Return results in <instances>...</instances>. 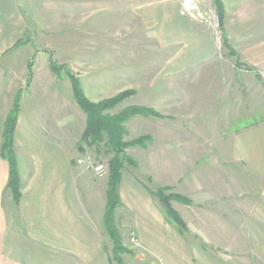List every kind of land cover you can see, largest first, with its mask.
Segmentation results:
<instances>
[{
    "label": "crops",
    "instance_id": "1",
    "mask_svg": "<svg viewBox=\"0 0 264 264\" xmlns=\"http://www.w3.org/2000/svg\"><path fill=\"white\" fill-rule=\"evenodd\" d=\"M57 1L29 0L33 4L29 5L28 0L26 2L24 0H0V101L2 98L0 105L3 107V109H0L1 111H7L6 107L11 105V97L16 94V90L17 92L21 90L20 114L38 111L41 106H45L46 110L49 106L55 112L64 111L66 106L68 110L69 104L73 109L74 106L80 109L73 99L71 85L66 77L67 84L63 85V95L58 89L54 90L50 87L53 90L52 92L49 91L48 85H42L43 87L39 85L45 90V93H35L37 81L55 79L49 68L51 52L48 49L53 47L52 41L54 40L51 36L53 32L49 29L52 19H50L48 28H46L48 23L45 22L46 25H44V19L42 21L40 18H45L49 14L51 17L62 16L66 18L64 21H67L69 16L71 17L69 22H74L73 28L76 37L78 33L82 37V34L85 33L84 29L87 21H90L92 25L93 21L97 20L96 24L101 29L108 31L106 29L108 27L107 23L102 19L105 16L102 14L109 12L114 14L113 17L125 18L124 22L126 24L127 9H130L127 0ZM164 1H167V3L165 4ZM168 1L170 0H156L157 4L151 6L155 8V18L152 19V22L146 19L148 4L141 5L140 8L143 7V16H145L142 25H154L159 28L160 32H163L164 28L167 27V30L173 34L177 33L181 24L188 30L189 40L186 41L187 43L181 47L179 45L181 43L175 40L171 44L172 73L178 75V79L182 77L179 74H186L188 76L187 80L194 81L195 86L199 85L202 89L189 90V98L191 97V99L187 104L188 110L185 112L182 108V114L187 116L190 122L191 118L197 120L191 122V127H197L199 124L204 126L205 130H210L208 137L214 138L215 142L213 144L217 146L234 145L235 151L232 153H236V160H247L248 168L251 171L255 170V173L262 172L264 174V166H262L264 148L260 150L261 146L264 147V103L261 108L260 94L250 95L247 94V90L245 94L243 85L244 73H248L252 77L251 84L254 88L259 89L263 86L260 80H264V0H222L226 12L224 18L226 39L228 42L231 41L229 43L231 46L233 44L232 47L239 58H243V63L253 68L252 70L235 68L233 81L238 92L229 87L226 88L225 83L220 84L222 82L220 81L221 74L219 71L221 70H219L218 59L229 57L226 51L220 54L219 48L213 40V35L207 26L195 20H187L181 14L178 0H171L170 7L167 6ZM29 11H32V13L30 14ZM38 11L45 14V16L42 17L41 14H37ZM89 15H92V18L88 19ZM33 16L38 18L39 23L37 21L32 22ZM69 29L64 28L63 33L71 34ZM92 30L96 31L94 28ZM61 31L59 30L60 33ZM39 43L43 45V50L41 47L34 46V44L39 45ZM116 44L113 42L109 45L115 49L106 47L107 50L110 49L109 52L105 51V56H108L106 61L100 62V60H97L96 62L93 56L97 53L91 57L92 60L78 58L77 56L80 55L81 51L79 54H63L62 64L72 66L77 74L81 68L82 72H85L82 73L84 75L78 74L81 84L83 85V80L91 78V81H95L94 85L97 86V95L99 94V81L106 80L115 83V80L122 79L119 75L124 72V64L115 65L116 67L112 66L123 61L122 56L129 57L134 63L131 71L143 70L139 68L143 64L140 54L136 55L135 59L131 58V54L126 55L127 43L118 47L119 50H117ZM67 46L65 45L64 48ZM104 46H107V44ZM71 48L77 49V45L71 46ZM181 48H183V51H180ZM161 49H163V46ZM36 50L38 51L36 52ZM22 51L27 52L26 54L30 58L34 57L31 81L25 87L17 83L26 80L27 61L24 58L27 55H24V58L21 57ZM110 57L114 58L111 63L110 60L107 61ZM182 65H186L188 72H185V67H180ZM110 66L113 68H110ZM131 71L128 72L129 75L132 74ZM131 78L133 76H128L127 80H132ZM12 81L14 83L10 85L9 82ZM197 82L199 83L197 84ZM111 85L113 84L111 83ZM216 86H218L217 89ZM107 87H109V83ZM158 93L159 95L163 94V92L156 91V95ZM199 93H202V95ZM236 93L238 94L236 95ZM262 94L264 95V93ZM35 95L39 97L46 96L47 101L44 100L38 104L31 102ZM194 96H202L205 100L198 101L199 99L196 100ZM91 100L97 101V99ZM76 108L75 111H77ZM165 116L167 117L165 118ZM19 119L20 115L18 121ZM154 119H170L172 121L173 133L170 142L177 147L179 152H181L180 149L184 148V144L190 146L191 141L189 138L180 135L178 131L180 124H182L179 108L173 110L172 114ZM27 127L29 130L32 129L30 126ZM84 127L85 125H81L82 131ZM15 131L17 134L18 122ZM157 134L159 133L157 132ZM146 135L148 136V142H152L153 136L151 137L150 133ZM158 140L162 145L165 143L164 139L159 138L157 135L156 141ZM209 144L211 145V143ZM147 147L148 144L143 149ZM190 148L192 150V147ZM51 149L52 152L44 150L42 153L34 155V160H38L39 164H35V168H32V174L28 175L26 186H23L22 177L20 176L22 186L21 198L18 203L12 200L11 194H6L8 166L0 158V242H3V247L6 246L7 249L11 248L12 250L1 254L0 264H110L108 255L99 242L101 236L104 235L102 218L106 206V194L100 202L99 208L94 209V215L89 219L86 215L89 214L91 208L87 209V214L80 197L78 198L76 194L77 185L70 184V189H67L64 182V179L68 177L67 172H69L68 167H70L68 153L61 148ZM221 149L222 147L217 149L218 152ZM164 150L163 148L161 153L158 151V159L159 156L162 159L164 158ZM196 150L195 148L193 152L195 155ZM151 151L152 149H149L148 153L150 154ZM223 155H226V153L224 152ZM223 158L219 156V160ZM204 159L203 154L195 158L196 162ZM185 178L186 173L182 172L170 175V179L174 182L167 183L165 186L169 185L173 189L175 188L176 193L191 200L194 207L204 208V215L196 220V223L202 224V235L196 233L194 228L190 227L189 232H187L189 234L187 243L183 242L185 240L181 238V235L176 232L173 226L166 222L163 214L159 211L160 217L156 215L150 217L146 223L147 227L141 229V241L146 242L151 249H159V246H163L166 240H172L171 236L174 237L176 242L178 240L182 241L181 247L186 252L177 251L182 255V258H179L176 254L174 259L165 260V264H253L248 257L257 255L259 250L261 253L264 252V247L261 248L259 245L264 242V201L249 202L246 205L247 210L245 213L241 210L240 213L236 212V216L235 211L228 214L225 211L227 204L222 203V200L208 203L206 196L195 198V193H199V191L205 193L206 187L198 180L192 181L190 177ZM123 179L124 174L122 175ZM259 190L261 191V187H259ZM144 191L147 192L145 188ZM124 192L120 186L118 193L121 206H127L124 201L126 192ZM177 211L179 212V210ZM240 214L249 216L247 222L251 220L250 225H245L240 230L232 229L231 225L236 223L239 225ZM163 225H166L169 230H173L172 234L166 232ZM190 234L192 238H190ZM199 235L202 236V239ZM195 240H201L204 243L201 245L202 247L198 248L200 257L197 260L194 252L196 249ZM85 241L87 243L94 242L91 249L86 248L88 245ZM258 264H264V259L259 261Z\"/></svg>",
    "mask_w": 264,
    "mask_h": 264
},
{
    "label": "rangeland",
    "instance_id": "2",
    "mask_svg": "<svg viewBox=\"0 0 264 264\" xmlns=\"http://www.w3.org/2000/svg\"><path fill=\"white\" fill-rule=\"evenodd\" d=\"M24 1L26 2L27 0ZM52 1L58 2L57 0ZM182 1L183 0H178L180 4L181 14L189 21L195 20L196 22L207 26L208 30L213 35V40L217 44L220 54H223V52L226 51L225 47L222 44V40L226 39V35L224 32V18L226 14L224 5L222 25H219L215 8L213 7L210 0H191L194 6V9L191 11H187L183 7ZM171 2V0L168 1V7L171 6ZM27 3H29V5H33L29 2V0ZM164 3L166 4L167 1H164ZM144 4H148L149 6L146 19L149 22H152V19L155 18V8L151 6H155V4H157L156 0H127V5H130V9H127L126 24L124 22L125 18L113 17L112 15L114 14L109 12L103 13L102 15L105 17L102 19L107 23L108 27H106V29H108V31L101 29L100 26L96 24L97 20H94L92 25L90 24V21H87L84 29L85 33L82 34V37L79 35V33L76 37V32L73 28L74 22H69V20L71 19V17L69 16L67 18V21H64L66 18H63L62 16L51 17V15L49 14L45 18L40 19H42V21L44 19V23H48L46 28H48L49 21L50 19H52L49 29L51 30V32H53L51 36L54 38V40L52 41L53 47L48 48L51 52L50 57L58 64L64 65L67 69L74 72L77 76L79 73L81 75H84L82 73L85 72H82L83 70H81L80 68L77 74L76 70L72 66L69 67L66 64H62L61 60L63 58V54L68 53V55H73L76 53L79 54L82 51L80 55L77 56L78 58L81 57L92 60L91 57L97 53V55L93 56L94 59H96L95 61L97 62V60H100V62H103L106 61V58L108 57L105 56V51L109 52L110 49L107 50V48H109V45H111V43L113 42L117 43V50H119L118 47H121L127 43L126 55L129 56L131 54V58L135 59V56L140 54V58H142L141 61L143 62V64L139 68H142L143 70L131 71L132 65L134 63L130 60L129 57L122 56L124 59L123 61H120L118 64L115 63L114 65H112L113 67H116L117 65L124 64V72H122L120 75L118 73V75L122 77L121 80H115V83L113 81L111 82L106 80L99 81V94L97 95V86L94 85L95 81L92 82L91 78L88 80H83V85L81 84V87L83 89L84 95L86 97L88 96L87 98L90 101H92L91 99H97V101L92 102H98L103 99L113 97L114 95H117L118 93L125 90H132L134 91V93L130 97H128L122 103V105L118 106L116 110L130 105H140L145 106L158 114V116H134L130 121L126 123V140H132L140 136H147L146 134L150 133L151 137L153 136V141L148 142V139H146L142 142V145H136L134 147L126 149L127 154L134 157L139 163V169L134 171L127 165L125 166L123 172L124 179L120 182V186L122 190L126 192H124L126 196V198H124V201L127 203V206H121L117 208L116 221L118 223L119 230L123 235V244L132 251L131 254H123L125 264H165V260L174 259L176 254L179 258H182V255L180 253H177V251H184L181 247L182 241L178 240V242H176L174 237L172 238L171 236L172 240H166L163 246H159V249H151L147 246L146 242L141 241V229L147 227L146 223L148 222L150 217H154L155 215L160 217L161 212L158 202L148 193L145 187L154 189L156 186H165L167 183L174 182L170 179V175H175L180 172L186 173V178L190 177L192 181L198 180V182H202L203 186L206 187V192H196L194 196L195 198L206 196L207 200L209 201L208 203L222 200V203L227 204L225 209L226 213L229 214L235 211L234 213L236 216L238 212H241V210L245 213V211L247 210L246 205L249 202H255L257 200L264 201V174L262 172L255 173V170L251 171L248 168L247 160H236V153H232L235 151L234 145L217 146L213 144V142H215L214 138L208 137L210 130H205L203 128L204 126H201L199 124L197 125V127H191V122L193 120H197L195 118H191L190 122V119H188L187 116H184L182 114V111L185 110V112H187L188 110L187 104H189V99H191V97L189 98V90H194L195 88L202 89V87H200L199 85L195 86L194 81L191 82L190 80H187L188 76L186 74H179L182 77L181 79H178V75L172 73L173 66L171 64V44L175 40L181 43L179 44L181 45V47L182 45L187 43L186 41L189 40L188 30L187 28L183 27V24H181V26L178 28L177 33L173 34L171 31L167 30V27L164 28L163 32H160L159 28L155 27L154 25H142V20L145 16H143V7L140 8V6ZM29 13L31 14L32 11H29ZM38 13L41 14L40 16L42 17L45 16V14H43L42 12L38 11L37 14ZM90 18H92V15H89L88 19ZM31 20L32 22L37 21L39 23L37 17L33 16V19ZM46 23L44 25H46ZM69 27H71L72 30L69 29ZM64 28L69 29L71 31V34L63 33ZM92 28L96 29V31L92 30ZM59 30H62L61 33L59 32ZM229 42L231 41L229 40ZM229 42L228 44H230ZM105 44H107V46H104ZM65 45L68 46L64 48ZM75 45H77V49H72L71 46ZM34 46L41 47L42 50L44 48L42 47L43 45L41 43H39V45L34 44ZM162 46L163 49H161ZM38 50H36V52ZM180 51H183V48H181ZM26 53L27 52L22 51L21 57L24 58V55H27ZM227 56L229 57L227 59H225L224 56V58L218 59L220 68L219 70H221L219 71L221 74L220 81L222 82L220 84L225 83L224 85L227 86L226 88L229 87L233 91L238 92L237 87H234L235 85L233 81V72L235 68L243 70H252L253 68L247 64H244L243 58H239L238 55L237 57L239 59V62L241 63L240 66L236 65L237 61L234 56L230 57L228 53ZM112 58L113 57L108 58L107 61L110 60L111 63V61L114 60V58ZM73 59L75 60L76 58L74 57ZM24 60L27 61L26 70H28V62L32 61L33 74L34 57L30 58L29 55H27L25 56ZM112 66H110V68H113ZM180 67H185V72H188V68L186 69V65H182ZM130 71L132 72L131 75L128 74V72ZM244 75V93L246 94V90L248 91L247 94L250 95H258L259 93L260 106L262 108V104L264 103V95L262 94L264 93V80H260L263 86L260 84L262 87H260V91L257 92V90L259 89L254 88V86H252L251 84L252 77H250L248 73H244ZM53 76H55L54 80L37 81L35 93H45V90L39 87V85H48L49 91L52 92L53 89H50L51 87L54 88V90H60V93H62L61 95H63L64 89L62 88L66 83L65 77L67 79L68 77L65 74L57 77L54 73ZM128 76H133V78H131L132 80H127ZM31 77H28V73L26 72V80L19 81L17 83L25 87L30 84ZM110 82L113 85H111ZM13 83L14 81L9 82L10 85H13ZM108 83L109 87H107ZM198 83L199 82H197V84ZM217 87L218 86H216L215 88L217 89ZM20 91L17 92L16 90L15 93L21 94ZM156 91L163 92V94L159 95L158 93L156 95ZM16 94L11 97L12 103L10 106L6 107L7 111L0 110V143L2 141L3 123L13 106V101ZM199 94L202 95V93ZM237 94L238 93H236V95ZM194 97L196 100L199 99L198 101L201 102L205 100L204 98H202V96ZM44 100L47 101L46 96L39 97L38 95H35L32 98L31 102L38 104L39 102H43ZM1 101L0 104L2 103ZM75 108V106L74 109L71 108L69 104L68 110L66 106L64 107V111L55 112L54 110H51V107L49 106L48 110H46L45 106H41L40 110L38 111L22 114H20L19 108L20 119L19 121L17 119L18 132L17 134L15 133L16 131L14 132L13 145L17 157L19 175L22 177L23 186H26L28 175L31 173L32 168H35V164H39L38 160H34V155L36 156V154H40L44 150L52 152L53 150L51 148H61L63 150L65 149V151L68 153V158L71 161H69L70 167H68V177L64 179L65 185H67V189H70V184L77 185L76 194L78 195V198L80 197V201L83 203L85 211L87 212V209L91 208L90 212L93 213L91 215L90 212L89 214L87 212L88 215L86 216L90 219V217L94 215V209L99 208L100 202L104 199L103 197L106 194L108 182V175L104 177H97L94 174L91 166L94 162H103L107 165V158L103 155H100L98 157L95 153L89 150H87L85 153L77 151L76 144L83 132L81 130V125H85L86 115L81 109L76 108L77 111H75ZM156 108H158L159 110H157ZM176 108H179L181 119L180 121L182 123L180 124L178 131L180 135L189 138V140L191 141L190 146L184 144V148L180 149L181 152H179L177 147L175 145H172V142H170L171 135L173 133L172 121L170 119H154L156 117L161 118V116L163 117V115L172 114L173 110H175ZM0 109H3L2 105H0ZM116 110L111 111L114 112ZM166 117L167 116H165V118ZM27 126H30V128L32 129L29 130ZM157 132L159 134H157ZM157 135L159 136V138H163L166 144L164 143L162 145L159 140L156 141ZM209 143H211V145ZM147 144L148 147L146 149H143V147H145V145ZM190 147H192V150ZM221 147L222 149L220 150V152H218L217 149ZM163 148L165 149L164 158L162 159V157L159 156L160 158L158 159V151L159 153H161ZM195 148L197 149L196 155L193 153ZM263 148L264 147L261 146L260 150ZM149 149H152V151L150 152L151 155L148 153ZM224 152L226 153V155H223ZM200 154H203L205 159L203 161L196 162L195 158ZM219 156L221 158L225 157L226 159L223 158L219 160ZM84 158H86V160H84ZM80 159H83L82 163L78 162V160ZM262 166H264V162ZM150 167L153 169H151ZM145 176H149L151 178V181H147ZM168 187L171 186L168 185ZM259 187H261V191L259 190ZM144 188L147 192L144 191ZM256 189H258V191H256ZM169 191L175 193L177 192L175 188H172ZM7 193L10 195L8 191H6V194ZM178 202L175 201L173 202V204H175V208L179 210V213L185 220L188 229L190 227L194 228L196 233L202 235V224L199 225L198 223H196V220L197 218L204 215V208L201 209L194 207V205H192V201L191 204H184L181 202L180 204ZM247 216L248 215L246 214L241 215L239 225L236 223L235 225H231L230 227H232V229L235 228V230H240V228H242L243 226L250 225L249 222L251 220L247 222L249 218V216ZM163 226L164 228H166V232H170L172 234L173 230H169L166 225ZM188 235L189 234L187 233L181 235V238L185 240L183 242L187 243L186 241ZM200 235L199 237H201L202 239V236ZM190 238H192L191 234ZM99 242L101 243V245H103L104 250L108 255L111 250V243L108 238L105 235H102ZM85 243L87 242L85 241ZM92 243H87L88 247L86 248L91 249ZM194 243L196 245V249L194 251L196 253L195 259L197 260L200 257L198 248L204 243L201 240H195ZM259 245L261 246V248H263L264 242ZM46 248H48V246H46ZM5 251L6 253H8L12 250L11 248L7 249L6 246L3 247V242H0V258L2 256L1 254H3V252ZM184 252H186V250ZM172 254L174 255L172 256ZM248 258H250L251 263L258 264L259 261L264 259V252L261 253V251L259 250V252H257V255H254L253 257L249 256Z\"/></svg>",
    "mask_w": 264,
    "mask_h": 264
},
{
    "label": "trees",
    "instance_id": "3",
    "mask_svg": "<svg viewBox=\"0 0 264 264\" xmlns=\"http://www.w3.org/2000/svg\"><path fill=\"white\" fill-rule=\"evenodd\" d=\"M215 8L219 25H222L224 16L223 4L221 0H210ZM228 55L234 56L238 66L241 65L237 54L234 52L226 39L222 40ZM49 66L57 77L65 74L71 84L72 96L79 108L85 113V127L76 144L77 151L85 153L87 150L107 158L109 169L106 206L102 218L104 235L111 243V250L108 253L110 264H125L123 254L132 251L123 244V235L119 230L116 221V210L121 207L118 187L122 181V175L127 165L134 171L139 169L137 160L128 155L126 149L136 145H142L148 136H140L132 140H126V123L134 116H158V114L140 105H130L117 109L118 106L130 97L134 91L125 90L113 97L103 99L98 102L90 101L83 93L79 77L64 65L58 64L50 57ZM28 77L32 76V61L27 65ZM21 94L17 93L11 110L5 118L2 130V141L0 143V158L7 162L8 178L5 191L11 194L12 200L18 203L21 198V180L17 165V157L14 150V132L19 115ZM111 110H116L112 112ZM147 181H151L149 176H145ZM148 193L158 202L161 213L167 223L174 227L176 232L184 235L188 232V226L181 214L174 208L173 201H179L184 204H191V200L178 193L169 191L168 186H156L154 189L145 187Z\"/></svg>",
    "mask_w": 264,
    "mask_h": 264
},
{
    "label": "built area",
    "instance_id": "4",
    "mask_svg": "<svg viewBox=\"0 0 264 264\" xmlns=\"http://www.w3.org/2000/svg\"><path fill=\"white\" fill-rule=\"evenodd\" d=\"M182 4H183V7L187 11H191V10L194 9V6H193L191 0H183L182 1ZM84 160H86V158H84ZM78 162L79 163H82L83 162V159L78 160ZM91 167H92V170H93L94 174L97 177H104V176H107L108 175V167L103 162H94Z\"/></svg>",
    "mask_w": 264,
    "mask_h": 264
}]
</instances>
